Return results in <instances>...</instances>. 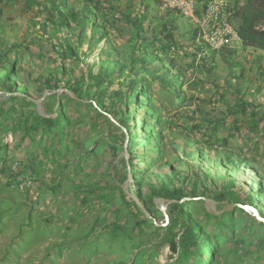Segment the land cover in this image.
Wrapping results in <instances>:
<instances>
[{
  "label": "rangeland",
  "instance_id": "obj_1",
  "mask_svg": "<svg viewBox=\"0 0 264 264\" xmlns=\"http://www.w3.org/2000/svg\"><path fill=\"white\" fill-rule=\"evenodd\" d=\"M110 1L113 9H110ZM77 2L68 1L79 10L82 7ZM233 2L230 0V4ZM100 7L102 12L97 13V21L105 26L107 36L90 52L91 27L78 47L80 41L75 25L62 30L48 23L43 34L47 15L40 13V5L31 7L28 0H3L0 4V51L7 49L8 57L0 62V80L7 72V63L13 62L17 55L21 88L31 94L46 88L50 72L63 59L61 53L68 38V43L79 50L82 61L78 63L74 57L66 55L65 64L77 76L89 80L93 95L99 85H94L95 80L90 77L97 75V67L104 63L114 70L115 65L110 61L113 58L130 65L128 41L135 24L143 20L147 40L160 38V44L168 48L165 58L170 60L174 72L183 75L181 88L187 97L178 100L149 75H142L149 80L153 96L142 94L144 104L151 108L142 115L153 117L159 107L169 120L168 125H162L166 138L164 145L159 147L164 157L163 165L141 172L142 196L149 202L153 190L162 184L192 188L199 171L209 176L201 184L213 183L218 190L229 180L254 186V174L264 188L262 52L243 49L239 42L213 51L215 49L208 48L200 39L195 24L178 11L165 7L161 0H108ZM168 62L157 61L155 68L166 66ZM125 76H118L111 82L119 84ZM107 84L110 83L104 86ZM236 92L256 106L261 119L257 134L249 131L252 124L247 119L238 125L241 129L235 137L230 135L236 127L233 116H229L231 107L237 102ZM26 113L28 115V111ZM21 114V111L0 110V264H193L191 259L179 262L178 256L171 251L165 231L155 229L148 222L136 223L119 191L111 204L104 201L109 188L114 186L113 177L118 181L126 165L129 170L130 163L129 154L126 164L121 163L123 157H118L117 167H112L111 147L119 142L112 126L105 122L86 126L80 121L76 106L72 105L66 144L55 145V138L49 136L43 125H38L31 133L18 128ZM133 117L135 122L139 121L136 132L139 147L152 150L155 132L149 130L155 128L150 123L145 129L141 117L136 114ZM217 120L225 124L218 127L219 137H227L235 156H239L235 163L223 156L222 142H214L217 137L212 143L213 148H219L218 152L208 151L206 145L204 150L193 146L195 136L200 140L202 135L195 126L201 125L209 132L210 124ZM145 160L147 164H154L152 159L148 161L145 157ZM143 166V162L138 164L140 171ZM203 179L205 177L201 176L200 180ZM235 190L245 200L243 190L238 187ZM186 202L192 203L189 210L201 221L204 204L193 200ZM261 206L264 208V200ZM154 207L155 203L150 205L157 222L167 227L168 222L165 224L164 216ZM212 224L218 235L215 242L219 264H264V229L237 212L233 220ZM209 230L214 234L211 228ZM199 253L195 258H199Z\"/></svg>",
  "mask_w": 264,
  "mask_h": 264
},
{
  "label": "trees",
  "instance_id": "obj_2",
  "mask_svg": "<svg viewBox=\"0 0 264 264\" xmlns=\"http://www.w3.org/2000/svg\"><path fill=\"white\" fill-rule=\"evenodd\" d=\"M2 1L3 0H0V4ZM68 1L69 0H28L31 7L40 5L42 8L39 10L40 13L47 15V22L43 24V34L47 31L48 23H53L54 27L62 30L69 27L71 24L75 25L78 33V40L80 41L78 44L79 47L82 45L86 30L91 27L92 44L89 46L88 51L92 52L96 45L101 43L107 36L105 26H102V23L98 24L97 20L99 17L97 13L102 12V7H100V5H103L104 2H108V0H77L78 2L76 4L82 7L79 10L73 8L74 4H69ZM115 1L120 2V0ZM195 1L199 4V7H202L208 5L213 0ZM233 1L234 2L230 4L228 13L231 22L237 30L239 43H241L243 49L251 48L262 52L264 57V0ZM109 5L110 9L114 8V6H112V1L109 2ZM132 13L133 12H131V14ZM99 14L102 15L101 13ZM138 22V24H135L132 36L128 41L130 65L122 64L118 59L113 58L110 59V61L115 65L114 70H110L104 63L97 67V75L95 74L90 77L92 80H95L94 85H99L97 91H95L93 95L90 92L91 89H89L93 87L89 85V80H86L85 76H77L74 71L69 69L65 64L66 55L74 57V60L78 63L82 61L79 50H76L74 45L68 43V38L65 40L67 44L63 50L64 52L61 53L63 57L62 61L57 64L55 70L50 72L47 87L39 89L36 94H31L28 90L21 88L23 83L18 73L19 59L16 55L13 62L7 63L9 66H7V72L4 74L5 76L0 80V89L5 90L4 92L6 93H21V95L10 96L7 101L0 100V110L21 111L22 114L20 116L22 122L20 123L21 126L17 127L23 129V131L27 133H31L33 129H38V125H43L44 129L49 132V136L55 138L53 141L55 145L66 144L67 136L70 131L69 129L71 127L69 108L72 105L76 106L80 121L86 124V126H95L99 122H105V124L112 126L113 129L117 131L116 139L119 140L116 146L114 145L111 147V155L114 159L112 167H117L115 160H117L119 155L123 152L126 140H128L130 163L128 164L129 170L126 165L125 173L118 181L113 177L115 181L114 186L109 188L108 194L104 197L106 204H111L116 193L119 191L121 200L128 207L136 223L148 222L155 229L166 232V238L169 240L171 251L178 256L179 262H186L187 259H191L193 264H219L220 261L217 260L218 247L217 242H215L218 235L214 230L215 226L212 224L213 222L221 223L225 220H233L237 212L248 218L250 222L256 224L259 228L264 229V223L258 221L252 213L239 207H235V210L232 212L213 215L209 214L205 207L202 206V220L197 221L189 210L192 203L184 202L174 203L169 206L168 226L160 228L155 225L157 217L152 208H150V205H154V199L156 198L180 201L187 197H206L219 202V210L224 208V202L227 204H241L253 207L264 218V208L261 206V202L264 200V188L254 174V178H252L254 186H247L242 182L229 180L227 184L221 186V189L218 190L213 183H210L208 186H206V184H201L204 180H208L209 176L207 173L199 171L196 174V182L194 181L192 188L184 186L178 188L172 185L162 184L153 190L149 202L142 196L139 188L141 172L145 173L144 171H146L147 168L148 171H151L153 168L163 165L162 161L164 157L159 147L164 145L166 137L163 133L165 128H162L164 127L162 125H168L169 123L167 115L162 112L159 107L156 108L153 117L151 115L148 116L149 114H147V116L142 115L145 110H151L148 105L146 106L144 104L142 94L153 97L150 90V82L142 75H149L155 83H159L174 93L178 100H184L187 95L185 90L181 88L183 75L181 72H174L173 67L168 62L170 60L165 58L167 57L166 53L168 48L160 44V38H157L156 41H148L146 38L147 32L143 26V20H139ZM196 31H198V28ZM93 39L94 41H92ZM206 46L208 47L209 45L206 44ZM169 49H172V46H169ZM6 50L7 49L0 51V62L6 61L8 57V52H6ZM157 61L168 62L170 70L166 72V67L168 65L155 68ZM159 66H161V64H159ZM94 67H96V65H94ZM46 71L49 70L46 69ZM161 72L162 74H159ZM125 74L124 81L119 82V84L111 82L114 78L118 76L122 78ZM60 83H62V85H60ZM105 83L110 84L104 86ZM59 88H66L73 92L74 98L65 93H63L60 98H58L57 95L47 97L44 102L46 113L48 115L56 114V117L43 118L39 116L37 108L35 104L30 101V98H40L46 90L52 91ZM235 94L237 95V102L231 107L232 109L231 112H229V116H233V124L236 127L232 128L230 135L235 137V133L241 129L238 125L247 119L252 124L249 131L253 134H257L261 119L256 112V106L253 105V102L243 98L241 93L236 92ZM58 101L59 106L55 111ZM26 111H28V115ZM135 114L140 116L144 121L143 127H145V129L148 128L150 123L155 128L154 130H149V132H155L154 146L150 151L143 147L140 148L137 143L139 137L136 132L137 123H139V121H134L133 115ZM108 115H111L119 125L114 124L109 119ZM209 124L210 123H208V125ZM210 125L211 129L209 132H206L201 125L195 126V129L202 133L200 140L195 136L192 142L195 149L204 150V146L206 145L207 148L205 149L208 151L218 152L219 148H213L214 144L212 143L214 138L217 137L214 142L217 144L222 142V144H220V151L223 153V156L226 157L230 163L237 162L239 156H235L232 146L229 145V139L227 137H219L218 127H223L225 124L221 120H217ZM145 157L148 158V161L151 159L154 160V164H147ZM141 162H143L144 168L140 171L138 164H141ZM121 163L126 164V159L123 158ZM157 171H159V169ZM129 174H132L134 179L135 194L144 203L148 212L153 217L152 220L146 218L137 204L125 194L122 186ZM201 176L205 177V179L200 180ZM236 187L243 190L245 193V200L241 198L240 193L235 190ZM201 203L202 205L204 204L202 201ZM154 208L160 213L156 207ZM164 221L166 224L165 218ZM210 228L214 234L210 232ZM198 252L201 253L198 255L199 258H195V254ZM207 257H209V259Z\"/></svg>",
  "mask_w": 264,
  "mask_h": 264
},
{
  "label": "built area",
  "instance_id": "obj_3",
  "mask_svg": "<svg viewBox=\"0 0 264 264\" xmlns=\"http://www.w3.org/2000/svg\"><path fill=\"white\" fill-rule=\"evenodd\" d=\"M196 25L201 39L212 49L220 50L239 42L237 30L230 20V0H213L199 7L195 0H161Z\"/></svg>",
  "mask_w": 264,
  "mask_h": 264
},
{
  "label": "water",
  "instance_id": "obj_4",
  "mask_svg": "<svg viewBox=\"0 0 264 264\" xmlns=\"http://www.w3.org/2000/svg\"><path fill=\"white\" fill-rule=\"evenodd\" d=\"M65 93L69 96H71L72 98H74V94L73 92L69 91L66 88H59L57 90H46L42 96L38 99H34V98H30V101H32L36 108H37V112L39 114V116L43 117V118H55L56 114L53 115H48L46 113V109L44 106V102L47 99V97L51 96V95H57L58 98L61 97V95ZM21 95L20 93H4L0 91V100L1 99H7L10 96H18ZM59 106V101L57 103V106L55 108V111L57 110ZM109 119L114 122L115 124H118L117 121L111 116L108 115ZM125 130V129H124ZM125 158L126 160H128L129 158V153H128V140H126L125 144H124V150L123 152L119 155V159L120 158ZM134 179L132 177L131 174H129L127 180L125 181V183L123 184V189L125 194L131 198L139 207V209L142 211V213L146 216V218L152 220L153 217L151 216V214L148 212L147 208L145 207L144 203L137 197V195L135 194V187H134ZM202 201L204 203V207L206 209V211L209 214H213V215H220L224 212H231L233 211V209L235 207H239L241 209H244L250 213H252L255 218L264 223V218L259 214V212L254 209V208H250L247 207L246 205H241V204H227L226 202H224L223 204L225 205L224 208H222L221 210L218 209L219 207V202H217L216 200L212 199V198H205V197H198V198H184L180 201L177 200H169V199H165V198H156L154 199V203L156 205V207L158 208V210L162 213V215L164 216V218L166 219V222H169V215H168V208L171 204L174 203H184L186 201ZM155 225L157 227H162L164 226V224H160L158 222L155 221Z\"/></svg>",
  "mask_w": 264,
  "mask_h": 264
},
{
  "label": "crops",
  "instance_id": "obj_5",
  "mask_svg": "<svg viewBox=\"0 0 264 264\" xmlns=\"http://www.w3.org/2000/svg\"><path fill=\"white\" fill-rule=\"evenodd\" d=\"M195 31H196V29H195Z\"/></svg>",
  "mask_w": 264,
  "mask_h": 264
}]
</instances>
